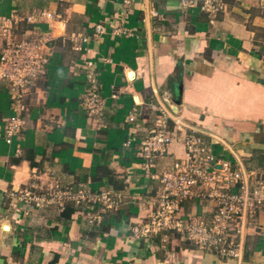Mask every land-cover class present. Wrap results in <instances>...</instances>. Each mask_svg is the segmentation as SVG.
Instances as JSON below:
<instances>
[{
    "label": "crops",
    "instance_id": "obj_1",
    "mask_svg": "<svg viewBox=\"0 0 264 264\" xmlns=\"http://www.w3.org/2000/svg\"><path fill=\"white\" fill-rule=\"evenodd\" d=\"M224 2L213 15L182 10L178 0H0V17L20 18L17 36L34 27L22 20L33 12L58 16L46 75L24 99L25 124L10 144L14 96L0 81V264H264V207L241 261L201 253L182 235L166 244L140 238L157 185L135 150L122 149L128 117L147 127L151 106L162 104L209 135L222 157L264 177V0ZM84 65L101 98L92 116ZM180 130L157 160L159 174L185 157L188 132ZM57 186L107 192L119 205L91 226L89 211L81 217L71 199L43 208L34 197L25 202V192ZM210 211L191 199L180 215Z\"/></svg>",
    "mask_w": 264,
    "mask_h": 264
},
{
    "label": "built area",
    "instance_id": "obj_2",
    "mask_svg": "<svg viewBox=\"0 0 264 264\" xmlns=\"http://www.w3.org/2000/svg\"><path fill=\"white\" fill-rule=\"evenodd\" d=\"M178 2L182 10L197 8L213 15L226 8L224 0ZM56 19V12L50 10L33 12L22 20L34 27L17 36L14 30L20 18L16 15L0 17V81L8 84L15 104V115L5 131L8 144L25 124L22 118L26 110L24 99L31 94L36 81L46 75L54 40L51 26ZM44 24L47 27H35ZM96 29L99 34L103 31L101 26ZM87 66L83 67L88 71L86 79L89 85L85 101L92 116L100 111L101 98L98 81ZM158 105L151 106L154 117L147 127L138 124L135 115L128 117L131 124L129 136L122 142V149L135 150L146 176L155 180L157 185L154 209L146 222L140 225L137 234L147 240L159 238L163 244L169 242L170 235H182L201 253L215 254L225 261L240 260L244 256L247 231L264 207V177L222 157L215 144L207 138L209 135L197 131L195 126L174 113L171 106ZM176 129L188 132L184 139L185 157L173 162L170 170L159 174L157 160L170 154ZM24 197L25 202L32 201L34 197L37 208L54 204L55 200L61 205L71 199L81 217L89 211L86 220L91 226L99 225L102 216L114 211L120 201L107 192L96 194L84 188L73 194L71 189L61 191L58 186L38 195L34 193V196L27 191ZM191 199L211 207L208 218L180 215L182 204Z\"/></svg>",
    "mask_w": 264,
    "mask_h": 264
},
{
    "label": "water",
    "instance_id": "obj_3",
    "mask_svg": "<svg viewBox=\"0 0 264 264\" xmlns=\"http://www.w3.org/2000/svg\"><path fill=\"white\" fill-rule=\"evenodd\" d=\"M162 105V104H161ZM162 106H164V105H162ZM174 111V110H173ZM174 113H177L176 111H174ZM197 130V129H196ZM197 131H200V132H202V133H205V132H203V131H201V130H197ZM243 259V257L242 258H240V261Z\"/></svg>",
    "mask_w": 264,
    "mask_h": 264
}]
</instances>
